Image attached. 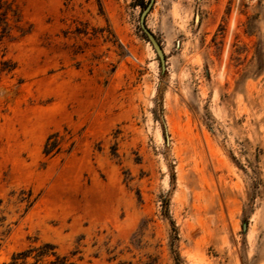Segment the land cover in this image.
<instances>
[{
  "label": "rangeland",
  "instance_id": "1",
  "mask_svg": "<svg viewBox=\"0 0 264 264\" xmlns=\"http://www.w3.org/2000/svg\"><path fill=\"white\" fill-rule=\"evenodd\" d=\"M148 2L0 0V264H264V0H154L164 69Z\"/></svg>",
  "mask_w": 264,
  "mask_h": 264
},
{
  "label": "trees",
  "instance_id": "2",
  "mask_svg": "<svg viewBox=\"0 0 264 264\" xmlns=\"http://www.w3.org/2000/svg\"><path fill=\"white\" fill-rule=\"evenodd\" d=\"M0 59V73H10L12 72L16 64L10 59H4V54L1 55ZM55 135H51L45 142L44 153L49 154L53 150L58 149V141L53 139ZM15 194V191L10 193L11 196ZM16 201L23 204V212H27L28 209L36 201V196L32 195V191L21 189L17 196ZM2 200L0 199V203ZM12 222L7 221V217L2 214L0 209V234L6 236L11 231ZM2 264H79L78 262L72 260L68 255H60L55 251V246L52 243H41L38 245L29 246L26 249L18 251L10 257V259Z\"/></svg>",
  "mask_w": 264,
  "mask_h": 264
},
{
  "label": "water",
  "instance_id": "3",
  "mask_svg": "<svg viewBox=\"0 0 264 264\" xmlns=\"http://www.w3.org/2000/svg\"><path fill=\"white\" fill-rule=\"evenodd\" d=\"M153 3H154V0H149L148 4L144 7V9L142 10V12L140 14L139 24H140L141 30L144 32V34L147 36L148 40L152 44V46H153V48H154V50H155V52L158 55V58L160 60L161 67L164 69L165 68L164 52H163L158 40L156 39L155 35L148 29V27L146 26V22H145V17L147 15V13L149 12Z\"/></svg>",
  "mask_w": 264,
  "mask_h": 264
}]
</instances>
